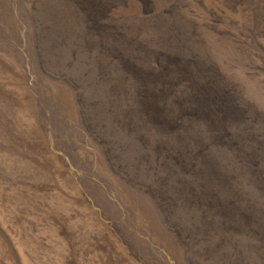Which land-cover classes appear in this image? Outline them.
Returning a JSON list of instances; mask_svg holds the SVG:
<instances>
[{
    "label": "rangeland",
    "instance_id": "rangeland-1",
    "mask_svg": "<svg viewBox=\"0 0 264 264\" xmlns=\"http://www.w3.org/2000/svg\"><path fill=\"white\" fill-rule=\"evenodd\" d=\"M0 264H264V0H0Z\"/></svg>",
    "mask_w": 264,
    "mask_h": 264
}]
</instances>
